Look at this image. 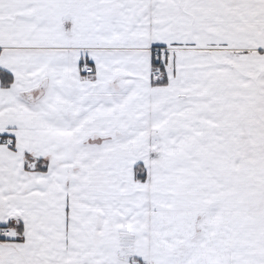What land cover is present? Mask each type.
Listing matches in <instances>:
<instances>
[{
	"label": "snow or ice",
	"instance_id": "obj_1",
	"mask_svg": "<svg viewBox=\"0 0 264 264\" xmlns=\"http://www.w3.org/2000/svg\"><path fill=\"white\" fill-rule=\"evenodd\" d=\"M0 264H264V0H0Z\"/></svg>",
	"mask_w": 264,
	"mask_h": 264
}]
</instances>
